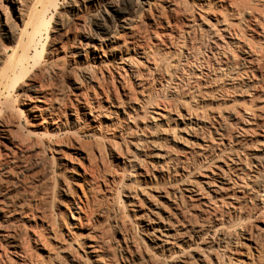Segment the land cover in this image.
Masks as SVG:
<instances>
[{
  "label": "bare ground",
  "instance_id": "6f19581e",
  "mask_svg": "<svg viewBox=\"0 0 264 264\" xmlns=\"http://www.w3.org/2000/svg\"><path fill=\"white\" fill-rule=\"evenodd\" d=\"M4 1L6 3L4 5L1 3L0 5V21L2 20L4 25L8 26L7 23L13 13L14 16L16 15L18 22L20 21L23 24L22 30L15 26H8L7 32L4 33L5 38L10 41H15L17 36H19L21 40L19 44L12 50L7 48L0 49V65L5 66L3 72L2 68H0V86L4 87V91H9L14 89L18 83L29 79L32 71L35 72L36 70L38 73L44 71L41 62L43 61L42 58L46 47L44 41L47 42L49 39L52 21V16H49V12L52 9L56 10L59 0H42L43 6L38 12L34 4L31 2L27 3L28 0ZM261 1L263 3L264 0ZM87 2L97 3L98 0H87ZM198 2V7L201 9L216 4L214 0H198ZM248 2L250 1L229 0L228 5L219 6L223 8L227 17L242 18L237 22L238 27L228 25L225 29L232 39L233 37L234 39L241 38V63L239 69L236 68L238 70L236 74L228 76L229 81H232L233 84L226 91H223L222 95L227 96V93L230 94L229 91H233L231 93L234 96L237 95L243 101L241 102L242 108H240V111L236 105L238 101L235 99L226 108V118L230 123L228 124L236 127L234 135L228 136L223 133L227 128L225 125L220 127L221 130L215 131L216 135L219 136L220 144L224 148L218 154L215 151V156L217 157L215 160V173H212L210 178L200 180L189 178L188 183H185L184 189L181 188L170 197H163L158 192H155L156 194L148 193L149 195L147 194L146 196L141 193V195L137 189H132L131 187L124 195L126 201L122 203L119 193L121 190L117 191L118 189L115 190L112 186H116L119 181L127 180L129 171L131 172L135 168L132 160L137 158L135 153L139 151L138 147L141 146L142 140L137 138V140L133 141L132 139L130 143H134V145L132 144L134 151L132 150L128 154L121 152L120 147L113 148L115 150L113 155L115 162L121 166V169L119 168V175L116 173V180L111 179V184L107 182V178L100 177L99 166L97 165L98 159L94 156L96 154L93 155L91 152L79 153V156L88 160V165H84L82 172L78 173L76 185H78L80 192L79 190L78 192L75 191L73 189L74 185L72 186L68 183L64 184L62 189L63 194L70 195L69 204L72 206L71 208H66L72 217V222L70 221L68 224L66 222L68 225V228H65L66 232L61 228L60 224V226L56 224L58 222L55 219L49 218L50 216L46 217L44 214L45 216L40 217V226H37L34 221V226L39 227L40 231H35L36 228L32 230L27 228L32 232L29 233L26 227H23V235L25 236L24 238L19 237V239L11 233L0 234V237L5 239L6 246L11 249L13 256V259L7 260L8 262L0 257V264H39L45 257L43 254H46V260L51 261L52 264H264V151L259 152V155L256 156L251 155L253 157V165L256 168L253 175L251 166L247 163V157L249 156L244 153L250 145L258 141L255 140L257 134L259 135V143L260 138L264 139V101L259 106L256 103L257 99L254 100L255 95L264 93V13L261 14L262 11L261 9L259 10L261 3L256 7L254 6L255 3L252 6ZM193 4L195 5L196 3L194 2ZM179 5L180 0H111L99 7L97 15L89 22L90 27H87L88 30L84 24L85 26L81 28L83 30L81 37L77 40L75 39L76 42L73 40L75 45L73 47L75 48L70 54L77 56L82 62L91 60L94 63V67L97 66V61L99 62L98 66L110 64L115 73L108 71L110 75L108 79H101L102 82L105 81L104 84L102 82L97 83L99 79L90 70L83 72L82 80L74 81L73 90L76 94L74 101L78 105L75 104L73 108L72 106L70 108L74 109L77 115L82 113L86 118L85 123L87 125L94 126L96 124L99 129L114 127L117 123L112 121L110 117L113 114L118 115L119 110L124 112L137 95L142 96V104H145V106L138 104L140 109L143 108V116L150 115L147 100H151V87L155 81L159 83V86L163 87L161 83L165 79L160 77L164 61L163 56L165 55H160L161 52L156 48L160 49L163 47L165 51H169L171 49L177 50L183 46L187 52H191L195 49L197 37H199L196 31H200L201 24L207 25L202 14H197L194 12L195 10H191L188 13V17H186V11H182ZM157 6H159V9H157ZM154 9L155 12H153ZM207 9L209 10V8ZM132 11L134 14H131ZM137 13L140 15L143 13L148 14V19L151 21L150 34L156 40L153 42L154 46H157L156 50L152 46H147L146 43L145 45L140 40L143 37L137 33V23H139L137 22ZM62 17L64 16L62 15ZM68 18L64 17V19ZM223 20L227 21V19ZM198 21L201 24L197 25ZM215 21L219 23L217 17H215ZM196 25L197 29L195 28ZM150 34L148 31V35ZM242 36L246 38H242ZM255 36L258 38L257 41L259 43H256L258 47L252 42L256 39ZM153 43H149V45ZM63 46L64 44L60 47L62 51ZM162 49L160 50L162 51ZM10 51L11 55H9ZM177 52L182 51L179 49ZM204 61L207 62L205 59ZM37 72L33 75L37 76ZM255 76L260 77V81H251V78L254 79ZM244 77L248 79V83L244 82ZM95 81L98 84L100 93L106 98L108 111L112 112L103 113L99 111V106L91 105L87 99L83 98L85 101H81L80 95L83 93L81 83L85 82L91 85L90 83ZM234 82L238 83L235 84ZM42 85L36 82L28 85V90L31 94L27 98L33 101L32 104L27 106L28 111L32 114V118L39 119L40 117L45 122L47 121L45 119L48 118L51 121L50 126L55 127L58 132L64 130L62 133H67L66 129L59 128L63 124L62 118L66 116L65 111L61 110L62 102L59 104H57L58 100L57 103L53 102V91L49 90L51 93H47L48 91L46 92L43 88L45 86ZM244 94L245 96H243ZM110 95H112V100H110ZM247 97L250 100H247ZM65 103L62 104L65 105ZM144 107L146 108L145 110ZM16 111L20 115L22 114L21 117L24 115L21 108ZM134 112L136 113V111ZM7 113L11 118H14L12 113ZM187 114L190 116L191 113L187 112ZM124 115L126 114L124 113ZM126 116L128 118H126L127 121L130 123L132 117L130 115ZM135 116H139V114ZM110 121L111 125L108 124ZM72 122L74 124L78 123V117L76 116ZM6 128V124L0 121V132L2 134L7 132L8 129ZM145 128L146 124H144L142 130ZM132 129L129 126L121 129L122 131H118V138H120L121 142H125L126 134L131 132ZM36 135L38 136L37 133ZM113 136L116 135L113 134L111 137ZM111 140H114L115 144L118 142L112 138ZM224 140L228 142L225 145ZM6 141L12 149L14 147L18 149L20 148L19 146H22L14 142L13 138ZM77 141L79 142V140ZM43 142H40V144ZM62 143L59 142L56 145H63ZM33 144L32 146H34ZM37 146L39 149L41 145L39 146L38 143L36 149ZM71 147L75 148V145ZM104 151L106 150L104 149ZM102 155L100 152L99 157ZM204 160L206 159L204 158ZM50 166L51 169L52 165ZM188 175L190 176V174H187L183 177V180H180L188 179ZM115 182L117 183L114 184ZM101 185L103 187L102 192L107 193L106 195L100 192L102 189ZM109 198L111 202H109ZM257 198H259V201ZM104 199L108 201V204L105 203L106 200ZM218 199L230 200L232 204H235L238 213L236 214V209L232 208V216L229 215V217L224 218L223 214L217 215L215 208H217L216 200ZM256 201L259 202V209L252 205ZM125 205L131 207L130 212L128 209V212L125 211ZM110 213L117 215L115 216L116 218L118 217L115 220L117 226L109 228L110 230H104L103 228L102 232L101 225L112 215ZM246 213L247 215L243 217L242 215ZM2 217L6 227H8L7 224L12 223L10 220L13 217L10 213H4ZM19 218H21V215H19ZM60 221L64 223L66 220ZM60 221L59 223H61ZM253 222H257L259 225H255ZM237 230L239 231L237 232ZM30 241L36 245L37 250L42 251L41 258L43 259L40 261V254L37 260L35 258L36 252H33L35 255L32 253L28 245ZM42 262L45 263L44 261Z\"/></svg>",
  "mask_w": 264,
  "mask_h": 264
},
{
  "label": "rangeland",
  "instance_id": "374dc122",
  "mask_svg": "<svg viewBox=\"0 0 264 264\" xmlns=\"http://www.w3.org/2000/svg\"><path fill=\"white\" fill-rule=\"evenodd\" d=\"M41 1L42 0H28L27 3L31 2L34 4L37 9L36 11L38 12L43 6ZM108 1L111 0H98L97 3L87 2V0H59L56 10L52 9V11L49 12V16H52V21L49 39L47 42L44 41L46 47L42 58L43 61L41 62L44 71L38 73L35 70L37 76L33 75L35 72L32 71L33 73L31 72L32 75H30L29 79L24 80L22 83H18L14 89L9 91H4V87L2 85L0 86V121L5 123L7 126L6 129H8L7 132H4L3 134L0 132V234L11 233L18 239L19 237L24 238L25 235H23V229L25 227L30 230L36 228L35 231L41 230L34 225L36 222L37 226H40V217L42 218L45 215L46 217L50 216L49 218L55 219V221L58 222L56 224H58V226L61 225V228L66 232L65 228H68V222H72L71 214H69L66 208H71L72 206L69 204V200L71 199L70 195L63 194L62 189L64 184L68 183L72 186L74 185L73 189L75 191L78 192L79 190L80 192L78 185H76L78 173L82 172V168L88 165V160L79 156V153L91 152L93 155L96 154L94 156L98 159L97 165L99 166V175L101 178H107V182L110 183L112 178L116 180V173L119 175V170L121 169V166L117 165L115 162L113 156L115 153L114 149L120 147L121 152L128 154L132 150L134 151V143H130V141L132 139L135 141V139L137 140V138H139L142 140L140 144L141 146L138 147L139 151L135 153L137 154V156H135L137 158H133V160L135 159V162L132 160V164L135 165V168L132 169L131 172L129 171L127 180L125 179L123 182L119 181V184L115 182L114 184L117 183L116 186L114 185L112 187L115 190L118 189L117 191L121 190L119 193L122 203L126 201L124 195L131 189V187L132 189H137L140 194L142 193L145 196L148 193L156 194L155 192H158L161 193L163 197H170L181 188L184 189L185 183H188L187 181H189V178L200 180L203 178H210L212 173H215V160L217 159L215 154L220 153V150L224 149L219 142V136L215 133L216 130H221L220 127L225 125V127L227 126L226 130L224 129L225 132H223L225 135L232 136L236 132V127L234 125H229L230 123L226 118L227 114L225 112L228 105H231V101L234 99L238 101L236 105L239 107L238 110L240 111L243 99L237 97V95L234 96L233 93H231L233 91H229L230 94L227 93V96H224V94L222 95V92L226 91V89L230 88L231 84H233L232 81H229L228 76H234L238 71L236 68L239 69L241 63V38L234 39L233 37L232 39L225 29L228 25L238 27L237 22L242 18L227 17L223 8L219 7L228 5L229 0H214L216 4L206 7L205 9L198 7V0H180L179 6L181 10L184 12L186 11L185 14L187 16H184L188 17V13L191 12V10H195V13L203 15L205 24H207L204 25L198 21L197 25L201 24V29L199 32L196 31L199 37H197L198 40L196 41L195 49L191 52L188 51L190 54L182 45L181 46L184 50L178 48L177 50L171 49L169 51H165L163 47V49L160 48L162 49L161 51L157 46H154L155 44L153 42L156 40L152 37V34H150L151 28L149 27L151 21L148 19V14L146 15L143 13L140 15L137 13V22H139L137 23V33L138 35L140 34L139 36L143 37L144 40L140 39L141 37L139 39L142 40L144 44L146 43L147 46H152L154 50H159V52H161L160 55H165L163 56L164 61L161 67L162 70L160 77L163 79L169 78L167 80L164 79V82H162L163 84L161 83L164 88L159 86L157 81L152 85L150 91L151 100H147L150 115L143 116V108L140 109V107H138V104L145 106V104H142V96L140 95H137L136 98L133 99V102H131L130 106L127 107L124 112L123 110H119L118 115L113 114L110 117L112 121H115L117 124L108 129H105L104 127L103 129H99L96 124L94 126H89L85 123L86 118L82 113H78V115L76 114L74 109H72L75 104L78 105L77 102L74 101L76 96L73 90L74 81L82 80L83 72L89 70L93 71L97 79H99V82L96 79L97 83H101V79L107 80L110 76L109 72L115 74L111 68L112 65L110 64L98 66L99 62L97 61V66L94 67V63L91 62V60L88 62H82L80 61V58L70 54L75 48L73 47L75 46L73 40L76 42L83 33L81 28L86 25L85 27L88 30L90 27V20L97 15L99 7ZM249 1L250 2L248 3L252 4V6L255 3L254 6L256 7L259 6L260 3L261 5L264 4V1L262 3L261 0ZM194 2L196 3L195 5L193 4ZM1 3L4 5L6 1L0 0V5ZM261 5L259 6V10L261 9L262 14L264 13V5ZM207 8H209V10ZM157 9H159V6H157ZM188 9L190 10L187 11ZM153 12H155V9ZM131 14H134V12L132 11ZM62 15L65 18H69L64 19ZM11 16V19L9 18V22L7 23L8 26H15L19 28V30H22V22H18L16 15L14 16L13 13ZM215 17L219 19V23H216ZM223 19H227L228 22ZM0 22V49L7 48L12 50L21 41L20 37L17 36L15 41L7 40L4 33L7 32L8 26L4 25L2 20ZM197 25L195 26L196 29ZM148 31L150 35H148ZM242 38L246 37L242 36ZM255 38L256 39L252 42L258 47L256 44L259 43L257 41L258 38L256 36ZM149 43L153 44L149 45ZM63 44L62 51L60 47ZM179 49H181L182 52H177ZM9 55H11V51L9 52ZM204 59L207 62H205ZM106 66L107 68H110L107 69ZM0 68H2V72L5 70L4 65H0ZM243 80L245 83H248L246 77H244ZM255 80L260 81V77L255 76L254 79L251 78V81ZM33 82L43 84L46 87H43L44 90H46V92L48 91L47 93L53 91V102L57 103V100L59 101L57 104L60 102L64 104L66 102L65 105L61 103V110L65 111L66 116L65 118H62L63 124L59 128L66 129V131H68L67 133H62L64 130L58 132L55 127L50 126L51 121L47 117V119H45L47 120L46 122L40 119V117L39 119L32 118V114L28 111L27 106L32 104L33 101L28 99L27 96L31 94L28 90V85ZM104 82L105 81H103L102 84H104ZM97 83L96 81L90 83L91 85L85 82L81 83L83 87V93L80 95L81 101L84 102L87 99L91 105L99 106V111L103 113L112 112L108 111V103L106 102V98L100 93ZM165 83L169 85H166ZM234 83L237 84L238 82ZM8 92L9 94L7 95ZM245 94L243 96H245ZM255 99H257L256 103L259 104V106L262 105V102L264 101V93L255 95L254 100ZM110 100H112V95H110ZM247 100H250L249 97H247ZM70 106H72V108H70ZM18 108L23 110L24 115L22 117V114L20 115V113L16 111ZM145 109L146 108L144 107V110ZM6 111L12 113L14 118H11ZM134 111H136V113ZM187 112L191 113L190 116ZM124 113L132 117L130 123L127 121L128 118ZM136 114H139V116H135ZM76 116L78 117L79 122L74 124L72 121H74ZM108 124L111 125V121L108 122ZM144 124H146V128L142 130ZM129 126L133 129L126 134L125 142H121L120 138H118V131H122L121 129H125ZM72 132L73 134H71ZM34 133H37L38 136H35ZM113 134L116 135L113 136L116 138L111 137ZM39 136L40 138H38ZM12 138L15 140L14 142L22 146H19L20 148L18 149L17 147H14V150L9 147L6 140ZM111 138L118 141L117 144H115V141L111 140ZM40 140L44 142L40 144V142H42ZM77 140H79V142ZM255 140L258 141L255 144L250 145L244 152L249 156L247 157V163L251 166V171H253L252 175L255 174L254 172L256 171V168L253 165V157L251 155L256 156L259 155V152L264 151V139L260 138L259 143V135L257 134ZM59 142H64L62 143L63 145H58L61 147L56 145ZM36 143H39V146L41 145L39 149L38 146L36 149ZM227 143V140H224V145ZM32 144L34 146H32ZM66 144H69V146ZM71 144L75 145V148H72ZM104 149L106 151H104ZM127 150L129 151L126 152ZM215 151L217 152L215 153ZM98 152H101V155H103L99 157ZM204 158L206 160H204ZM212 158L213 160H211ZM48 161L49 163H47ZM50 165H52L51 169ZM187 174H190V176L188 175L189 177H187L188 179L181 181ZM110 175L114 177H111ZM101 188L100 192L103 194L102 185ZM104 194L106 195L107 193ZM257 199L259 201V198ZM108 200L111 202L110 198ZM106 201L105 203L108 204V201ZM258 201L253 202L252 205L258 208ZM216 204L217 208H215V210L218 213L217 215L223 214L224 218L233 215L232 208L236 209V214L238 213L235 204H232L230 200L218 199L216 200ZM39 209L41 210L39 211ZM125 209V211L128 212L129 210L130 212L131 207L126 206ZM4 213H10L13 217L10 221L12 223L14 221V223L7 224L8 227H6V224L2 219ZM19 215H21V218H19ZM110 215L111 216L107 218L108 220L105 219L107 221L101 225L102 229L99 227L102 232L103 228L104 230H110L112 227L114 228L117 226L115 222L118 218L115 217L117 215H113V213H110ZM246 215L247 213L242 216L245 217ZM112 217L114 218L113 220ZM109 218L111 219L109 220ZM60 220H66L64 222L65 224ZM59 221L61 223H59ZM253 223L259 225L257 222ZM30 230H28L29 233L31 232ZM238 231L239 230H237V232ZM98 232L101 233L99 230ZM4 241L5 239L0 237V257L8 262L13 259V256L11 249L6 246V242ZM28 245L30 246L32 253L36 252V257H34L37 258V260L39 259V254V261L43 259L41 258L42 251L37 250L38 248H36V245L33 242L30 241ZM33 254L35 255V253ZM43 256H45L44 259L46 260V254H43ZM44 259L41 261L45 262ZM41 261L39 264H52L49 260H46L45 263H41Z\"/></svg>",
  "mask_w": 264,
  "mask_h": 264
}]
</instances>
